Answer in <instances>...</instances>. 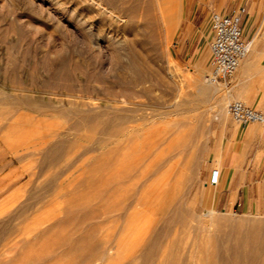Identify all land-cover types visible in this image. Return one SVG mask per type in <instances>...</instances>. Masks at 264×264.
I'll list each match as a JSON object with an SVG mask.
<instances>
[{"label":"rangeland","instance_id":"obj_1","mask_svg":"<svg viewBox=\"0 0 264 264\" xmlns=\"http://www.w3.org/2000/svg\"><path fill=\"white\" fill-rule=\"evenodd\" d=\"M136 1L0 0V264H138L172 210L183 221L169 225L180 244L214 228L212 217L264 221V212L216 206L218 179L206 175L217 130L242 127L227 110L244 102L227 84L238 69L194 103L210 72V13L244 4L257 40L264 0H175L174 23L159 1ZM249 88L258 103L264 77ZM115 114L130 121L108 136L94 119ZM159 127L183 138L165 160L172 172L153 165L154 154L137 159L140 136Z\"/></svg>","mask_w":264,"mask_h":264},{"label":"bare ground","instance_id":"obj_2","mask_svg":"<svg viewBox=\"0 0 264 264\" xmlns=\"http://www.w3.org/2000/svg\"><path fill=\"white\" fill-rule=\"evenodd\" d=\"M157 1H159L158 4L161 6V7L160 6L159 7L162 9L163 16L168 18L169 21H171V23H174V21L176 20V15H177V8H174L175 0H157ZM252 44H253V41L251 42L249 51H248L247 55L244 57V59L247 58L249 56V54L252 52V50H253L252 48L254 46ZM131 54H134V53H131ZM240 68H241V66H240ZM208 75H209V73L207 74V76ZM217 84H219V83L216 81H212L208 77H207V80H204L203 82L200 81L198 83V86H199L198 92L200 93L201 97L198 99L196 98L194 100V103H198V102L199 103H205V98H203V97H205L206 95H208L211 92L218 91L220 89V88L217 89ZM211 85L214 86L215 90L212 89ZM244 87H245V85H244ZM232 94L233 93H231L230 96ZM196 97H198V96H196ZM18 98H19V96H18ZM225 98H226V96L218 97L219 100L217 99L218 101L217 100L216 101L217 102L221 101L223 103V100ZM209 100H210V98H209ZM221 102H220V104H221ZM207 105H206V107H207ZM180 108L182 109L181 105L176 107L177 110H181ZM221 108H222V106H221ZM132 109H136V108L134 107ZM132 109H131V111H132ZM186 109H188V108H186ZM111 110L114 111L115 109L112 108ZM157 110H159L160 113H165L160 109H157ZM224 110H225V108H224ZM119 111H121V110H118L117 113H119ZM123 111H121V112H123ZM137 111H138V109H137ZM83 113L80 115L82 116ZM96 113L97 112H95V115L98 114V113L97 114ZM110 113H111V111H110ZM113 113H115V112H113ZM143 113H144V111H143ZM90 114H92V112ZM90 114H88V115H90ZM103 114H104V111H103ZM156 114H158V113H156ZM84 116H86V113H84V115L82 117H84ZM136 116H137V114H136ZM140 116H142V115H140ZM143 117H146V116H143ZM76 120H77V118H76ZM94 120L97 123H99L98 125H100V127L102 128L103 133L109 136V135H111V133L113 131L117 130V128H119V126H122V125L124 126V124L127 122L129 123L130 118L126 114H121L118 116L116 115V117H114V118L113 117L108 118V119H106L104 121H100V122L97 121L96 118ZM84 121L86 122V120H84ZM76 122H78V121H76ZM137 125H140V124H137ZM141 132H143V130ZM168 132H169V130L166 127L151 128V129L148 128L147 132H144L140 136L141 137L140 143H138V145H137V151H138L137 159L141 160V159H144V158L154 154V156H153L154 158H153V162H152V164L154 165L157 163H163V162H165V160L172 157V156H170V154L173 152V150L177 149L180 151L182 148V144H183V140H182L183 138H177L176 140L171 139L168 137ZM112 137H110V138H112ZM186 139H187V137H186ZM111 144H113V142H111ZM52 152H53L52 148L46 150L45 154H44V156H45L44 159L50 160L51 158H53ZM177 152L178 151H176V153ZM168 156H169V158H167ZM196 157H197V155H196ZM195 158H194V156H191L190 159L188 160V164L186 161V165H188L189 168H191V167L194 168V166L197 164V163H195V161H196ZM169 160H171V159H169ZM164 165L167 166V170L169 172H172L175 169V162L170 163V162L166 161L164 163ZM194 170H195V168H194ZM173 211H176V210L171 211L172 216H170V217H172V218H170L171 219L170 222L168 221L169 225L170 224L175 225V223L177 224L178 221H180V223L182 221L181 215L179 214L180 212L179 211L173 212ZM211 212L212 211H210V210L208 211L209 214H211ZM171 213H170V215H171ZM168 215H169V213H168ZM168 215H166V216H168ZM167 219L169 220V218H167ZM211 222H212V224L214 223L213 224L214 228L209 229L207 232H203V231L195 232L194 234H192V238H191L190 242H185L183 244L182 243L180 244L177 241L176 236H173L174 233L172 231L173 230L172 225L169 226L166 224V226H164V227L156 228L153 232V235L151 236L152 238L149 239L146 243H144L142 245V247L139 249L138 255L136 254V256H135L136 259H139L138 264H264V221L250 222V223L244 224V222H242V221L230 222L227 219L224 220L223 217H217V218L212 217ZM164 223H167V221H164ZM178 224H179V222H178ZM226 224H229V225H227V226H229L227 229L224 228V226L226 227ZM157 227H159V226H157ZM169 236H170V240L167 241ZM165 240H166V244H164ZM181 246L183 247L182 253L184 254V256H182V258H176V255L178 254L179 248Z\"/></svg>","mask_w":264,"mask_h":264},{"label":"crops","instance_id":"obj_3","mask_svg":"<svg viewBox=\"0 0 264 264\" xmlns=\"http://www.w3.org/2000/svg\"><path fill=\"white\" fill-rule=\"evenodd\" d=\"M252 27L250 17L245 16L242 29L244 36L249 39L253 36ZM252 41V52L242 60L234 81L227 84L234 98L255 105L264 113V95L258 103H251L248 98L252 78L264 77V34L257 40L254 35ZM211 169H217L219 175L214 193L216 206H221L223 210L239 207L242 210L264 212V126H229L222 134L218 129L207 176Z\"/></svg>","mask_w":264,"mask_h":264},{"label":"built area","instance_id":"obj_4","mask_svg":"<svg viewBox=\"0 0 264 264\" xmlns=\"http://www.w3.org/2000/svg\"><path fill=\"white\" fill-rule=\"evenodd\" d=\"M246 6L240 4L230 12H211L209 27L212 37L209 43L210 72L212 81H227L237 71L241 61L247 55L252 39L244 36L242 29ZM233 121L241 126L252 123H264V113L241 102L232 101L227 106ZM218 170H213L210 183L218 179Z\"/></svg>","mask_w":264,"mask_h":264}]
</instances>
